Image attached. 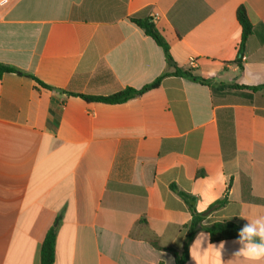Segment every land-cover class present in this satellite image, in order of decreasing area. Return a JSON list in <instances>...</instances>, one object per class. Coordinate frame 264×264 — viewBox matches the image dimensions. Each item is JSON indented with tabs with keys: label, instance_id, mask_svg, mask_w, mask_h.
<instances>
[{
	"label": "crops",
	"instance_id": "0c3cea01",
	"mask_svg": "<svg viewBox=\"0 0 264 264\" xmlns=\"http://www.w3.org/2000/svg\"><path fill=\"white\" fill-rule=\"evenodd\" d=\"M0 65L53 89L0 77V264H41L53 227L54 264H176L152 243L182 251L190 206L226 197L204 226L264 213V0H0ZM235 241L200 228L187 264H251Z\"/></svg>",
	"mask_w": 264,
	"mask_h": 264
},
{
	"label": "trees",
	"instance_id": "16d2710c",
	"mask_svg": "<svg viewBox=\"0 0 264 264\" xmlns=\"http://www.w3.org/2000/svg\"><path fill=\"white\" fill-rule=\"evenodd\" d=\"M132 21L138 25L146 35L152 37L156 43L161 46L166 55L169 56V48L168 44L165 42V40L160 36L158 31L156 30L153 22L151 19H145V20H138V19H132ZM238 21L242 27V38H241V45L237 56V64L239 65L240 69H242V58L244 56L243 49L245 46V43L249 39V37L252 35L253 27L252 24L248 18V14L245 8H241L238 12ZM3 74H19L26 76L32 80H34L38 85L41 87L53 90L51 87L45 85L41 81H39L37 78H35L33 75L26 74L22 72L21 70L17 69L13 66H7V65H0V77ZM167 74L163 75L159 79H157L152 84L144 87L141 90H135L132 88H128L118 94L108 96V97H91V96H84V95H78L79 97L83 98L86 101L90 102H100L105 104H121L124 103L136 96H140L150 90L157 89L160 86L162 78H164ZM201 83H205L204 81H200ZM232 88L236 89H251L256 90L261 87H240V86H233ZM181 197L188 201L190 200V197L181 193ZM193 200V199H191ZM227 203L226 197L225 199L216 202L215 204L211 205L209 209L204 213H199L196 211L194 206H190L191 213H192V221L190 224L185 228L186 230V238L185 243L182 251H177L174 249H162L158 247L157 243L153 242L152 245L159 250H164L167 252H170L175 259L176 264H187L189 257H190V246L192 242L194 241L197 233L199 232L200 228L203 229L205 232H207L210 236L211 242H222V241H229V240H237L238 239V232L241 229L238 225L234 223H225V222H217V223H211L209 225H203V222L207 216H209L212 212L222 208ZM56 242H57V230L55 227L51 228L48 233L45 236V239L43 241L42 247H41V264H54L55 258H56ZM162 264V263H161Z\"/></svg>",
	"mask_w": 264,
	"mask_h": 264
},
{
	"label": "clouds",
	"instance_id": "9594fccd",
	"mask_svg": "<svg viewBox=\"0 0 264 264\" xmlns=\"http://www.w3.org/2000/svg\"><path fill=\"white\" fill-rule=\"evenodd\" d=\"M241 218L248 221L238 232L239 249L234 253V257H241L251 264H259L264 261V213L254 212L249 216L240 214ZM228 217L227 219H230ZM224 244L221 243L218 251L221 253Z\"/></svg>",
	"mask_w": 264,
	"mask_h": 264
},
{
	"label": "built area",
	"instance_id": "2783aa9c",
	"mask_svg": "<svg viewBox=\"0 0 264 264\" xmlns=\"http://www.w3.org/2000/svg\"><path fill=\"white\" fill-rule=\"evenodd\" d=\"M196 66H197V59L196 58H190L189 63H188V67L189 68H195Z\"/></svg>",
	"mask_w": 264,
	"mask_h": 264
},
{
	"label": "water",
	"instance_id": "95a60500",
	"mask_svg": "<svg viewBox=\"0 0 264 264\" xmlns=\"http://www.w3.org/2000/svg\"><path fill=\"white\" fill-rule=\"evenodd\" d=\"M56 91H57V92H60V93L62 92L61 90H56Z\"/></svg>",
	"mask_w": 264,
	"mask_h": 264
}]
</instances>
